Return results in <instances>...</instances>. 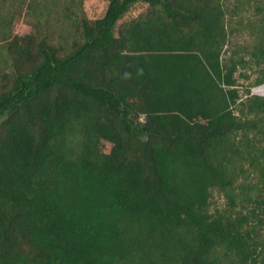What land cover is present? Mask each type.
Segmentation results:
<instances>
[{
  "label": "trees",
  "instance_id": "1",
  "mask_svg": "<svg viewBox=\"0 0 264 264\" xmlns=\"http://www.w3.org/2000/svg\"><path fill=\"white\" fill-rule=\"evenodd\" d=\"M263 84L264 0H0V264H264Z\"/></svg>",
  "mask_w": 264,
  "mask_h": 264
},
{
  "label": "rangeland",
  "instance_id": "2",
  "mask_svg": "<svg viewBox=\"0 0 264 264\" xmlns=\"http://www.w3.org/2000/svg\"><path fill=\"white\" fill-rule=\"evenodd\" d=\"M106 0H86L87 8H90L92 12L98 15L99 11L103 10ZM142 9L141 5H136L124 18L128 19L135 16ZM98 10V11H97ZM14 33L21 34L27 30L23 20H19L14 24ZM251 93L257 95H264V84L251 89Z\"/></svg>",
  "mask_w": 264,
  "mask_h": 264
}]
</instances>
